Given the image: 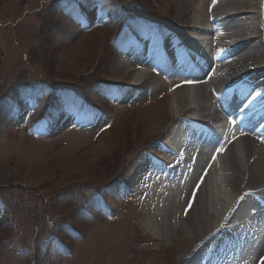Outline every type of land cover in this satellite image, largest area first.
I'll list each match as a JSON object with an SVG mask.
<instances>
[{"label":"rangeland","instance_id":"obj_1","mask_svg":"<svg viewBox=\"0 0 264 264\" xmlns=\"http://www.w3.org/2000/svg\"><path fill=\"white\" fill-rule=\"evenodd\" d=\"M263 13L264 0H0V264H185L217 236L213 227L195 242L189 226L200 197L201 207L216 219L211 226L229 207L213 175L191 202L195 191L188 192L181 207L174 203L180 195L168 192L174 197L159 208L169 203L175 209L167 211L169 238H162L154 197L146 192L134 197L127 182L148 159L155 173L160 140L177 124L179 114L170 107L178 106L179 95L186 108L180 114L192 110V89L173 92L177 77L167 71L179 60L181 40L197 37L192 28L195 23L205 28L201 20L216 34L238 37L223 42L239 46L221 50V78L204 89L206 101L216 100L233 82L244 79L239 88H248L247 80L264 77ZM155 57L143 85L126 91L144 80L138 68ZM250 82V88L261 85ZM224 93L222 98L229 91ZM50 101L54 118L33 125ZM223 102L215 109L205 102L204 116L209 120L211 110L218 114ZM143 186L149 189L152 181L138 188ZM259 191L264 194V189L249 193ZM187 207V218L177 221ZM239 207L236 203L218 227L228 226L222 242L229 240L231 247L217 252L216 260H230L244 245L243 257L231 264H247L256 254L248 243L260 244L262 231L259 237L254 232L263 214L251 216L247 205ZM232 216L236 220L230 222Z\"/></svg>","mask_w":264,"mask_h":264},{"label":"bare ground","instance_id":"obj_2","mask_svg":"<svg viewBox=\"0 0 264 264\" xmlns=\"http://www.w3.org/2000/svg\"><path fill=\"white\" fill-rule=\"evenodd\" d=\"M215 11H216V9L213 10V12H215ZM178 14H180V10H178ZM213 15L214 14H212V16ZM194 22H197L196 19L194 20ZM201 23H202V26L204 24H207V22L203 23L202 20H201ZM195 28H197V30H199V31H196ZM192 29H194L195 33L198 34V35L207 34L206 29L204 27H199L198 23H195L194 27ZM236 38H238V37L236 36ZM197 44L200 45V41H198ZM262 46H264V45L262 44ZM237 47H233V48H237ZM228 48H230V47H228ZM233 48H230V49H233ZM262 53H259V54H262ZM255 56H257V57L259 56L260 57V55H255ZM235 61H233V62H235ZM257 65H259V64H257ZM145 76H147V75L145 74ZM222 81H224L223 78H222ZM182 89H183V87H182ZM245 89H251L250 85H249L248 88H245ZM192 93H193V98H192L193 99L192 100L193 101V103H192L193 105L192 106L197 107V108L193 109L195 115L203 116L206 113L208 114V109H207L208 105H205V102H207L210 105H211V102L208 99H207V101L205 99V93H204L203 85H195V86H193ZM174 99H177V98H174ZM182 100H183V96L179 95V99H177L178 106H176V108H174L175 105H174V103H172L171 107H170V112L174 113L175 114L174 116L179 114L177 119L182 118L183 115L180 114V113L182 111L186 110V108L183 106V104L181 102ZM186 113H189V112H186ZM191 126L193 127V129H192L193 132H195V128H199L196 125L195 122L191 123ZM199 129L201 131V135H204V133L206 132L205 128L204 127H200ZM259 136H261V135H259ZM187 139H188V142L191 145L198 143L197 140L196 141L192 140L191 136H189V135L187 136ZM203 142H206V141H202L201 146L205 147L206 145H203L204 144ZM175 156L176 155H174V157ZM202 156H203V154L201 155V157ZM175 158H177V157H175ZM149 162H150V159L146 160L143 165H141V166L139 165V167L134 171V175L130 177L129 182H127V183H129L128 186H129L130 190L133 191L136 194V193H138L137 192L138 191L137 188L140 185L142 186L147 181H152V187H150L149 189H145L144 186H143V190L146 193H149V196L152 195V197H154V198H152V203L151 204L153 205L155 203V205H157V207H158L159 213L161 215V219L159 220V221H161V225L159 227H160L161 233L163 232L162 233V236H163L162 238H164L165 235L169 231V228H168L169 226L167 224L168 221H166L167 214H168L167 211L175 210L174 208H171V205L169 206V203H167L165 205L164 209H160L159 208L161 204L165 203L168 199H171V198L174 197L173 194H172L173 197L170 198L169 197L170 195L168 194V191H167L168 184H167V180H166V173L168 172L169 165L167 163H165L162 158L158 159L156 161L157 163H155L157 168L155 169V173H154V171H153L154 169H153L152 166H149ZM220 172L223 173V175H224V177L221 176L219 178L220 188H221V190L223 192L224 197H226L227 199L230 197L228 199L229 201L231 200V198H233V197L235 198V197L239 196L243 186L249 188L250 189L249 192H251V190H255L256 191V189L263 190L264 189V141L262 139L256 137V136L244 135L241 138V140H239L236 144L229 146V149H228L227 153L224 155V157H223V159L221 161ZM225 174H227V176ZM151 175H152V177H151ZM190 181H191L190 182L191 184L189 183L188 187H186V188L184 187L181 190V192L177 193V194L180 195V197L178 195L177 196V198L179 197L178 201H174L175 206L178 203L179 206L181 207L182 204L185 203V202H183V198L187 195L188 192H190L191 189H194V188L197 187V183H198L197 182L198 181L197 177H193L192 176ZM151 188H152V191H151ZM201 198L202 197H200V199L197 200L198 204L200 203V200H202ZM147 201L145 202V204L147 203ZM151 204L149 203V205H151ZM158 204H159V206H158ZM198 204L196 206L197 208H195V210H194L196 215H197V217H196L195 220L192 221L193 225H189L190 228H191L190 229L191 234L194 236V241L195 242L196 241L197 242L201 241L207 234L210 233V231H212V228L215 227V225L211 226L212 224H210V222H214L216 220L215 218H213L212 216H210V215H208L206 213V211L204 210V207H201L203 204L202 205L199 204V207H198ZM145 206H147V204ZM170 213L173 215V214H175V211H171ZM157 214H158V212H157ZM152 223L156 224L157 221L156 222L152 221ZM194 223H195L196 227H193ZM260 223H258V224L260 225ZM235 224H233V226H234L235 232H236L237 231L236 227H238V226L236 225V227H235ZM149 227L152 228V229L154 228L151 225ZM245 227H247V226L245 225ZM170 231H171V229H170ZM242 231H244V230H242ZM255 231H256V229H255ZM174 232H177V230H174ZM262 232L263 233L261 235L263 237H262L261 242H260V244H258V247L256 248L255 251L252 249L253 243H250V242L248 243V246L251 247V248L248 247L250 249V253L251 254L256 253V254H254V256H252L251 258H249V260H251L252 263L250 261L249 262L246 261L247 264H264V230ZM254 233L256 234V236H257V234H260L259 232H257V233L254 232ZM246 234H247V229H246ZM167 235H168V238L170 237L169 235L172 236V234H167ZM229 235L232 236L231 234H229ZM259 236H257V237H259ZM227 238H229V237H227ZM247 239H248V237H247ZM243 240H245V239H243ZM243 240L239 241V242L243 243ZM248 240L250 241V239H248ZM244 242H246V241H244ZM227 243H229V240H228ZM223 244H225V243H223ZM244 244H246V243H244ZM206 246H207L206 247V251L207 252L205 254H203L201 256H198V254H195L194 257L190 261H188L186 264H205L204 263L205 261H207V263H209L211 258L215 254V252L220 248V242H218V243L211 242V243H208ZM230 247L231 246L226 245L224 247L225 251H227ZM244 248H245V245L242 248H240L241 249V253L239 254L240 255L239 256L240 259H241V257H243L244 251L246 250V249L244 250ZM251 249L253 250L252 252H251ZM214 250H216V251H214ZM212 251H214V252L211 254ZM248 251L249 250H247L246 252H248ZM246 254L248 255V253H246ZM255 256H256V258H255ZM221 263H224L223 259H221ZM240 264H241V262H240Z\"/></svg>","mask_w":264,"mask_h":264},{"label":"snow or ice","instance_id":"obj_3","mask_svg":"<svg viewBox=\"0 0 264 264\" xmlns=\"http://www.w3.org/2000/svg\"><path fill=\"white\" fill-rule=\"evenodd\" d=\"M213 3H215V0H213ZM241 95H244V96H247V95H251V92L247 91V89L243 90L241 92ZM261 95H264V93H261V92H256L255 96L252 97L253 100L257 99L258 97H260ZM30 103H32V110L33 112L35 111V107H36V104H35V101H30ZM249 103H251V101H249ZM248 105H245L244 107H247ZM242 110V109H241ZM49 119H52L54 118V113L53 114H49ZM222 149H217V151H221Z\"/></svg>","mask_w":264,"mask_h":264}]
</instances>
